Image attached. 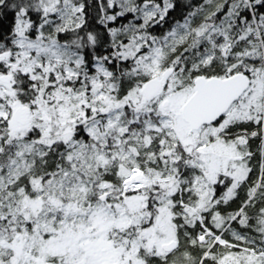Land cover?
I'll list each match as a JSON object with an SVG mask.
<instances>
[{
  "label": "snow or ice",
  "instance_id": "6c2138e0",
  "mask_svg": "<svg viewBox=\"0 0 264 264\" xmlns=\"http://www.w3.org/2000/svg\"><path fill=\"white\" fill-rule=\"evenodd\" d=\"M0 264H264V0H0Z\"/></svg>",
  "mask_w": 264,
  "mask_h": 264
}]
</instances>
